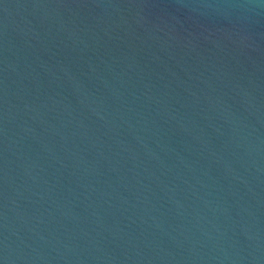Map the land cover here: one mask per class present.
Segmentation results:
<instances>
[{"label": "water", "instance_id": "95a60500", "mask_svg": "<svg viewBox=\"0 0 264 264\" xmlns=\"http://www.w3.org/2000/svg\"><path fill=\"white\" fill-rule=\"evenodd\" d=\"M0 264H264V0H0Z\"/></svg>", "mask_w": 264, "mask_h": 264}]
</instances>
